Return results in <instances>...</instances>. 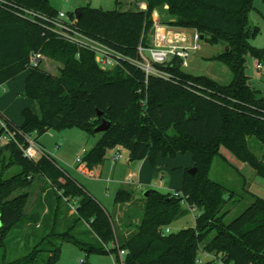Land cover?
Instances as JSON below:
<instances>
[{
	"label": "trees",
	"instance_id": "16d2710c",
	"mask_svg": "<svg viewBox=\"0 0 264 264\" xmlns=\"http://www.w3.org/2000/svg\"><path fill=\"white\" fill-rule=\"evenodd\" d=\"M254 2L145 0L146 10H125V4L117 0L113 11L86 6L78 20L71 14L77 31L137 60L138 47L151 46L154 11L168 6L173 21L167 25L196 30L209 45L226 49L210 59L232 72V81L220 85L205 76L187 73L181 57L157 66L171 76L170 80L155 76L147 80L140 68L126 61L113 70H104L93 53L53 30L52 21L59 12L50 7L49 0H0V86L29 70L22 94L39 107L38 114L31 108L22 111V126L0 112L11 130L35 134L37 141L49 131L70 128L95 136V128L106 119L110 128L81 159L88 169L103 166L108 153L118 147L129 152L131 162L148 159L154 164L159 155L173 159L190 153L197 169L194 175L184 174L180 197L148 190L140 222L128 237H123L112 215L76 180L67 177L50 156L38 161L26 158L18 145L25 142L22 136L17 142H0V236L28 226L31 232L27 233V241L36 240L35 249L49 253L45 264L59 262V242L78 245L86 254L84 264H88L91 254H112L121 261L122 250L126 251L123 264H216L199 261L202 244L203 251L220 256L222 264H264V198L250 193L252 200L247 209L227 222L228 213L223 209L233 192L210 176L216 158L227 160L221 153L224 147L264 178V154L258 158L249 143L255 138L264 146V98H258L245 72L249 52L257 58L264 56V50L249 43L258 34L249 16ZM36 54L62 64L60 75L42 70L41 60L33 67ZM15 168L19 171L5 178ZM40 176L45 182L35 206L29 210L31 197L27 189ZM116 195L115 205L132 197L124 188ZM73 200L76 209L70 215ZM184 202L188 207L183 206ZM63 203H67L66 209ZM46 209L48 213L44 214ZM193 209L199 212L195 227L165 233L168 226ZM62 220L66 222L65 231L59 229ZM80 222L91 228L99 244L68 236ZM212 233L215 236L209 239ZM36 259L30 253L12 264H36Z\"/></svg>",
	"mask_w": 264,
	"mask_h": 264
},
{
	"label": "rangeland",
	"instance_id": "374dc122",
	"mask_svg": "<svg viewBox=\"0 0 264 264\" xmlns=\"http://www.w3.org/2000/svg\"><path fill=\"white\" fill-rule=\"evenodd\" d=\"M116 1L117 0H49V4L50 7H53L59 13H65L73 20L71 14L73 13L74 18H76V10L82 9V7L91 6L95 9L99 8L104 11H113L117 8ZM140 1L145 2V0H134L130 5H125L123 9L146 10L147 4L146 8L142 7L141 4H139ZM168 8V6H164L162 9L154 11L152 15L154 26L150 36L151 46L160 44L158 42L159 38H163V35L161 36L158 33L159 28H164V33L167 37L173 32L177 33H175L177 38L180 35L184 37L183 34L178 33L191 34V40L194 46L195 34L199 33L196 30L185 31L167 25L166 23L172 20L170 14L167 13ZM249 16L251 27L258 29L256 38L251 39L249 43L251 47L257 50H264V0H255L254 8ZM170 35L172 40L174 34ZM201 38L200 35V40L197 42L198 48L187 58L189 67L185 68V71L193 76H205L216 81L220 85L229 84L232 81V72L230 68L221 62L210 60L211 57L223 53L226 49L222 45H209ZM146 57L150 58L149 52L146 53ZM41 62L40 67L42 70L49 72L51 75H60L62 64L44 56H42ZM245 64V72L250 80L251 87L257 92L258 98H264V56L257 58L249 52L246 55ZM259 64L262 65V68H259ZM29 73L30 71L26 70L18 78L0 86V109L6 114V117L12 119L16 125L23 123L22 106H25L24 108H31L33 106L34 111L36 113L39 112L37 102L25 98L22 94L25 88L24 83ZM26 103L28 105H26ZM33 138L37 139L38 137L34 135ZM100 138V134L91 136L87 132H82L76 128H70L61 131H49L39 137L38 141L40 140L46 149H48L47 155L65 172L66 176L76 180L87 193L97 200L104 210L112 215L114 226H116L121 236V225H124V230L129 229L133 231V227L140 222L146 203L145 195L142 190L149 189L152 186V188L164 194H174L176 191H181L184 174L194 168V160H192V155L190 153H182L173 159L164 158L162 155H159L155 164L148 159L138 163L141 166L140 178H142L146 186L135 192L127 188L129 193L132 194V197L126 203L121 204L117 212L115 206L116 193L120 188L125 186L124 182H127L125 177L130 171L129 152L123 149L124 159L114 162L112 157L115 151H110L107 155V160L104 162L103 174L100 179L96 176L83 174L78 169L80 163L77 159L83 157L87 150L92 149ZM249 143L251 144L253 153L258 158H261L264 154L263 144L259 143L255 138H250ZM221 153L227 160L216 158L210 176L213 180L221 183L229 191L233 192L230 194V197L232 195L231 199H229L227 205L223 209V212L228 213L226 221L231 222L242 214L251 203L252 196L250 193L253 192L255 195L264 198V178L254 174V170L251 166L244 165L238 161V159L225 148H222ZM18 171V168L11 169L5 178H9ZM34 181L33 186L27 189H30L31 197L27 207L29 210L34 207L37 202L39 190L44 182V178L42 176L36 177ZM246 181L250 185V190L252 192L248 190ZM183 206L188 207L185 202ZM66 208L67 203H63V209ZM198 215L199 212L196 209L191 210L183 219L168 226V228L165 229V233H177L184 230V228L195 227V219ZM64 225H66V222L62 220L59 227L60 231H65L67 229ZM167 230H169V232H167ZM30 232L27 226L24 229L14 228L4 237L0 236V264L15 263L17 260L27 257L30 253L34 254L37 258L36 264L46 263L49 253L46 251H43V253L38 252V249L34 247L36 240L27 241L26 236L27 233ZM44 232L42 234H44ZM68 236L76 237L87 243L99 244L96 239H93L91 228L84 222H80L74 233H69ZM214 236L215 233L210 234L209 239H212ZM49 237L54 236L49 235ZM58 244H61V253L57 264H82V262L87 260L85 252L78 245L67 242H59ZM47 245L50 246L49 244ZM203 248L204 244L201 245V250L199 252L200 262L222 264L220 256L207 254L203 251ZM89 261L91 264H122L120 261H116V258L114 261L110 262L107 256L105 257L98 254H91Z\"/></svg>",
	"mask_w": 264,
	"mask_h": 264
},
{
	"label": "built area",
	"instance_id": "2783aa9c",
	"mask_svg": "<svg viewBox=\"0 0 264 264\" xmlns=\"http://www.w3.org/2000/svg\"><path fill=\"white\" fill-rule=\"evenodd\" d=\"M27 15H31L30 12H26ZM54 23V31L66 38L69 39L71 42L76 44L80 49H87L91 53L95 55V60L97 65L104 69V70H113L116 68V66L120 65L122 61H126L129 64H133L136 67L140 68L144 73L148 80L149 76H155L161 79L170 80L171 76L165 72L159 69L157 66H161L163 64H166L174 57H181L183 59L182 66L187 68L188 62L187 58L195 52V50L198 48L197 42L200 40V35L195 34L194 41L195 44H189V45H181L179 41H170L166 40V43L163 45H155L150 47H144L139 46V56L140 58L137 60L129 59L125 57L120 52L113 50L108 45L104 44L101 41H96L90 37H87L86 35L80 33L77 31L73 24L74 22L63 12H60L55 20L52 21ZM150 53V58L146 57V53ZM42 55L36 54V56L33 57L31 65L33 67H37L39 60H41ZM259 68H262V65H258ZM0 142L4 144H8L10 141L17 142V137L22 136L25 139V142L23 144H19L20 150L23 151V155L34 161L40 160L43 156H48L45 149H43L40 144H38V141L34 139V135H28L22 133L20 130H11L8 122H6L5 119L0 114ZM123 148L118 147L116 149L115 156L113 157L114 162H118L120 159L123 158ZM81 159H78V162L81 164ZM92 176V175H91ZM129 184H135L137 183L135 180V176H130L128 179ZM174 195L176 197H180L182 194L178 192H174ZM76 209V206L73 207ZM169 232V230H167ZM126 255V251L122 250L120 252L119 257L121 258L122 264L124 263V257ZM84 264V262H82Z\"/></svg>",
	"mask_w": 264,
	"mask_h": 264
},
{
	"label": "crops",
	"instance_id": "0c3cea01",
	"mask_svg": "<svg viewBox=\"0 0 264 264\" xmlns=\"http://www.w3.org/2000/svg\"><path fill=\"white\" fill-rule=\"evenodd\" d=\"M122 1V3L123 4H125V5H130V3H132V2H134V0H121ZM139 4H141V6L142 7H145L146 8V4H145V2L144 1H140V3ZM124 5V6H125ZM160 29L161 28H159L158 29V33L160 34ZM176 32H173V34H174V36H173V38H172V40H171V35H169L168 37H167V35H165V33L164 34H162L163 35V38L161 37V38H159V43L160 44H158V45H163L164 43H166V40L168 39V40H170V41H179L180 42V44L181 45H189V44H193V41L191 40V34H184V33H178V34H183L185 37H183V38H177L176 37V34H175ZM176 37V38H175ZM211 59V58H210ZM26 105H28L27 103H26ZM25 106H22V111L25 109L24 108ZM31 110L34 112V113H36L35 111H34V107L32 106L31 107ZM0 112H2V115L4 116V118L5 119H8V120H10L11 122H13L14 124H15V122L14 121H12V119H9V117H6V114L0 109ZM36 114H38V113H36ZM23 118V117H22ZM23 122H24V119H23ZM20 126H22L23 125V123H20L19 124ZM19 125H17V126H19ZM38 144H40V146L43 148V149H45V151H46V153H47V150L48 149H46V147L43 145V143L39 140L38 141ZM222 148H224V147H222ZM222 148H221V150H222ZM123 150V149H122ZM227 150V149H226ZM228 151V150H227ZM228 152H230V151H228ZM115 153H116V150H115V152H114V154H113V157L115 156ZM231 153V152H230ZM233 155V154H232ZM234 156V155H233ZM112 157V158H113ZM235 157V156H234ZM82 158V157H81ZM79 159V158H78ZM78 159H77V161H78ZM124 159V154H123V158H122V160ZM106 160H107V157H106ZM121 160V159H120ZM146 160V159H145ZM145 160H143V161H135V162H133V164H135V165H133L132 164V162L131 161H129V169H130V171H129V173H128V175L125 177L126 179H127V182L125 181L124 182V184H125V186H123L122 188H124V189H127V188H130V189H132L134 192L137 190H141L143 187H145L146 185L143 183V181H142V178H140L141 177V172H140V168H141V166L138 164V163H140V162H144ZM239 161V160H238ZM105 162V161H104ZM105 164V163H104ZM104 164H103V166H100V167H97V168H95V169H93V170H90V169H88L84 164L82 165V164H80V166L78 167V169H79V171L81 172V173H83V174H86V175H89V176H96L97 178H99L100 179V177H102V171H103V168H104ZM245 165V164H244ZM247 165V164H246ZM117 166V165H116ZM116 166H115V168H116ZM194 167V166H193ZM102 168V169H101ZM254 174H256V172L254 171ZM257 176H258V174H256ZM99 176V177H98ZM130 176H135V180H136V182L137 183H135V184H129V182H128V179H129V177ZM259 177V176H258ZM45 182V181H44ZM246 183H247V188H248V190H250L251 188H250V185L248 184V182L246 181ZM122 188H120V189H122ZM151 188H152V186H151ZM151 188H149V189H146V190H142V192H143V194L146 192V191H148V190H151ZM154 189V188H153ZM120 191V190H119ZM145 191V192H144ZM251 191V190H250ZM176 192H178V191H176ZM252 192V191H251ZM39 193H40V190H39ZM253 193V192H252ZM45 193H42V195H44ZM145 195V194H144ZM76 206V200H73L72 201V203L70 204V207H71V209H70V215H73V213L75 212V209L73 208V207H75ZM116 206V210H117V212L119 211V208H120V206H121V204L120 205H115ZM48 210L46 209V210H44V214H47L48 212H47ZM116 212V213H117ZM122 227H121V234H122V236L123 237H127L129 234H130V232L132 231H130L129 229H126V230H124V225H121ZM102 256V255H101ZM108 257V259H109V261L111 262V261H114L115 260V257H114V255H112V254H106L105 255V257ZM116 261H117V259H116ZM121 263H122V261H120ZM84 263H86V262H84ZM88 264H91V262L89 261V258H88Z\"/></svg>",
	"mask_w": 264,
	"mask_h": 264
},
{
	"label": "water",
	"instance_id": "95a60500",
	"mask_svg": "<svg viewBox=\"0 0 264 264\" xmlns=\"http://www.w3.org/2000/svg\"><path fill=\"white\" fill-rule=\"evenodd\" d=\"M80 15H81V9L76 10L75 16H76V19L77 20L80 18ZM201 39L204 40L203 37ZM98 116L99 117H102L101 116V113H99ZM110 125H111L110 121L104 119L103 122H102V124L99 125L97 128H95L94 131L96 133H98V134H102L103 132L107 131L110 128ZM196 171H197L196 168H192L191 170L188 171V173L190 175H194L196 173ZM144 194H145V197H147L149 195L147 191Z\"/></svg>",
	"mask_w": 264,
	"mask_h": 264
},
{
	"label": "bare ground",
	"instance_id": "6f19581e",
	"mask_svg": "<svg viewBox=\"0 0 264 264\" xmlns=\"http://www.w3.org/2000/svg\"><path fill=\"white\" fill-rule=\"evenodd\" d=\"M164 34V28L160 29V35ZM170 34H173V33H170ZM169 34V35H170ZM179 38H183L182 35L178 36ZM185 37V36H184ZM176 38V37H175Z\"/></svg>",
	"mask_w": 264,
	"mask_h": 264
}]
</instances>
